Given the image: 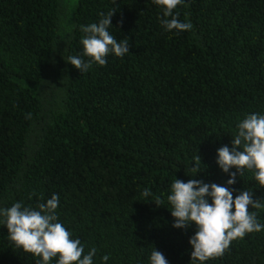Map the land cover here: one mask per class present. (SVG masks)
I'll list each match as a JSON object with an SVG mask.
<instances>
[{
    "label": "trees",
    "instance_id": "trees-1",
    "mask_svg": "<svg viewBox=\"0 0 264 264\" xmlns=\"http://www.w3.org/2000/svg\"><path fill=\"white\" fill-rule=\"evenodd\" d=\"M108 11L130 54L81 74L67 57L82 53L80 27ZM175 11L192 30L164 31L152 0H0V207L58 194L59 220L85 253L97 249L94 264L105 254L148 264L153 247L189 264L195 226L172 227L170 185H225L216 150L246 114H264V0H186ZM193 164L201 172L189 177ZM231 187L264 200L250 170ZM248 210L264 224V207ZM36 259L0 226V264ZM206 264H264V231Z\"/></svg>",
    "mask_w": 264,
    "mask_h": 264
},
{
    "label": "clouds",
    "instance_id": "clouds-1",
    "mask_svg": "<svg viewBox=\"0 0 264 264\" xmlns=\"http://www.w3.org/2000/svg\"><path fill=\"white\" fill-rule=\"evenodd\" d=\"M115 0H113V3ZM161 10L160 24L164 31L176 33L190 31V21H181L175 10L186 0H152ZM115 11L98 13V20L80 27L83 33L80 44L82 53L67 57V63L81 74L87 72L93 64L105 66L107 57L118 58L130 54L127 37L117 40L110 32L114 28L111 18ZM84 57L88 59L85 60ZM196 159L200 163L198 155ZM216 165L228 175L225 185L205 183L190 178L187 182L174 179L169 188L167 202L173 218L172 227L185 229L194 225V233L189 237L191 248L189 264H206L209 259L222 256L230 243L242 239L246 234L264 231V224L258 222L257 215L251 209L264 207V200L254 199L252 192L244 190L234 196L231 187L245 170L254 173L258 187H264V114L249 113L236 124L231 146H222L216 150ZM201 164V163H200ZM236 171H230L231 169ZM189 177L201 172L197 164L191 165ZM141 196L149 198L152 191L144 188ZM153 202L160 207L162 201ZM59 196L52 194L44 203L35 208L24 206L22 202H13L10 207H0V226L15 246L31 253L36 264H94L97 249L91 247L85 253V245L79 238H72L59 220ZM110 256L100 257L101 264H107ZM148 264H168L164 255L152 248Z\"/></svg>",
    "mask_w": 264,
    "mask_h": 264
}]
</instances>
